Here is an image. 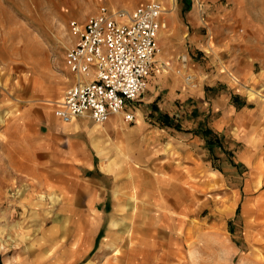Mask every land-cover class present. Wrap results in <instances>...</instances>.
<instances>
[{"label":"rangeland","instance_id":"1","mask_svg":"<svg viewBox=\"0 0 264 264\" xmlns=\"http://www.w3.org/2000/svg\"><path fill=\"white\" fill-rule=\"evenodd\" d=\"M161 1L168 19L162 31L168 39H174L170 36L177 29L188 31L183 47L186 54H192L191 63L198 66L190 75L188 87L195 97L176 101L168 109L177 114L170 116L177 118L180 131L162 128L163 121L151 113L155 111L152 104H146L147 109L142 103L138 105V120L157 128L175 144L182 146L185 142L196 149L193 153L202 166L195 168L188 162L182 170L187 175L186 193L177 184H172L173 191L166 192L162 183L161 191L167 195L156 204L157 215L155 204H145V222L134 211L129 215L130 203L118 212L108 211L96 219L103 228L97 246L78 259L73 255L72 218L61 215L60 201L55 202V194L44 190L24 215L1 218L0 264H62V255L76 260L70 264H88L84 262L88 259L91 264H264V0ZM103 2L0 0V68L2 76L11 74V81L16 78L17 98L21 99V92L33 90L41 91L45 96L38 98L45 101L63 97L72 82L65 63L66 49L75 41L70 22H85ZM198 2L205 6L202 12ZM194 4L198 28L189 13ZM174 17L176 24L172 25L170 18ZM195 29L201 34L199 47L190 45L189 34ZM165 53L159 43L150 79L158 89L159 72L169 78L172 73L179 75L184 59L181 53L168 57ZM247 69L250 74L243 77L241 72ZM224 96V103L217 105V98ZM226 111L234 116L233 122L225 123L222 129V147L215 146L211 152L195 135L196 130L201 132L216 115ZM118 122L125 128L137 125ZM167 146L159 162L169 152L174 158L180 157L171 143ZM136 147L134 151L138 152ZM168 172L167 167L161 173ZM146 188L151 193L150 187ZM170 192L173 195L168 196ZM7 206L8 200L2 207ZM227 208L229 211L224 212ZM113 219L117 224H111ZM137 221L141 222L138 226Z\"/></svg>","mask_w":264,"mask_h":264},{"label":"crops","instance_id":"2","mask_svg":"<svg viewBox=\"0 0 264 264\" xmlns=\"http://www.w3.org/2000/svg\"><path fill=\"white\" fill-rule=\"evenodd\" d=\"M103 1L106 2L102 4L112 7H132L143 3L137 0ZM189 13L198 28L200 22L195 4L190 7ZM174 19L175 17L170 18L172 25L176 24ZM166 20L168 22L167 18ZM197 30L189 34L190 45L194 47H199L201 43V34ZM187 34L188 31L182 33V30L177 29L170 36L174 38L171 41L161 30L159 43L166 50L165 56L181 53L184 59L177 72L179 75L172 73L169 78L164 76V72H159L160 89L156 84L150 83L152 75L150 76L147 93L137 103V118L133 122H137V125L134 128L119 126L121 118L118 115L111 116L104 124H97L89 115H81L66 122L54 113L51 101L38 98L45 96L39 90L23 91L21 99L17 98L18 91L14 84L16 78L11 81V74L2 76L0 68V226L2 217L24 215L36 197L44 190H49L55 194L54 201H60L58 209L61 215L72 218L73 255L81 259L91 253L100 236H103V228L96 223L97 218L104 217L110 210L118 212L130 203L129 215L132 216L134 211L138 219L142 218L141 221L145 222L144 208L147 202L155 205L162 203L166 192L173 191L172 184L180 185V191L185 192L188 181L182 170L188 162L192 164L190 166L195 164V168L202 166V162L193 153L196 149L188 147L185 142H182V146L181 143L175 144L176 141L167 139L157 128H149L138 117L141 103L145 109L149 108L146 104H152L155 111L151 113L156 119L163 121L162 128L167 126L178 131L182 129L177 118H171L177 114L173 115L168 109L176 101L195 97L194 92L188 88V76L194 75L198 66L191 63L192 54H186L184 50L183 36L185 38ZM160 64L162 65V61ZM241 73L243 77H248L250 70ZM70 75L73 82L74 75L71 72ZM226 98L218 97L217 105L223 104ZM233 118L229 111L220 113L201 132L197 129L195 135L212 152L215 146L222 147V129L225 123H232ZM110 120L112 123L108 122ZM190 133L193 134L192 131ZM168 143L175 147L180 157L175 155L174 158L169 152L167 157H163V162H159L168 149ZM135 145L138 152L134 151ZM167 167L169 172L162 174V170ZM212 177L209 179L212 180ZM162 183L167 188L166 192L161 191ZM146 186L150 187L151 193L146 192ZM122 190L124 194L120 193ZM171 193L168 196L173 195ZM7 200L9 207L3 208ZM153 207L157 215L159 206ZM185 207L184 204L182 208ZM175 208L178 207L173 209ZM228 211L229 208L224 212ZM110 222L117 224L118 221L113 219ZM138 222L141 224L137 221L136 226ZM111 229L116 232L115 228ZM68 257L70 256H60L61 263H75L76 260H68ZM84 262L91 264V259Z\"/></svg>","mask_w":264,"mask_h":264},{"label":"built area","instance_id":"3","mask_svg":"<svg viewBox=\"0 0 264 264\" xmlns=\"http://www.w3.org/2000/svg\"><path fill=\"white\" fill-rule=\"evenodd\" d=\"M198 7L205 8L203 2ZM165 12L161 0L132 8L101 4L85 22L71 20L75 41L66 49L65 63L74 81L51 102L54 113L66 122L89 115L104 124L118 115L133 123L156 62L160 32L168 26Z\"/></svg>","mask_w":264,"mask_h":264}]
</instances>
